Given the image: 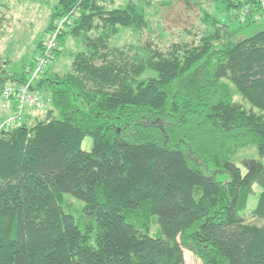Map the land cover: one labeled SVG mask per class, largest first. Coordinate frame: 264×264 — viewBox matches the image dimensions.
<instances>
[{
	"label": "trees",
	"instance_id": "obj_1",
	"mask_svg": "<svg viewBox=\"0 0 264 264\" xmlns=\"http://www.w3.org/2000/svg\"><path fill=\"white\" fill-rule=\"evenodd\" d=\"M200 1L54 2L46 30L71 19L50 62L67 35L75 48L35 81L49 91L44 112L0 128V264H184L183 248L203 264H264V222L239 214L258 183L251 213L264 218V165L246 156L242 172L228 158L247 143L264 154V28L242 31L264 7L218 0L221 21ZM178 4L208 28L162 45L148 9ZM122 29L137 39L116 43ZM35 58L4 78L25 80ZM65 192L83 201L82 226Z\"/></svg>",
	"mask_w": 264,
	"mask_h": 264
},
{
	"label": "rangeland",
	"instance_id": "obj_2",
	"mask_svg": "<svg viewBox=\"0 0 264 264\" xmlns=\"http://www.w3.org/2000/svg\"><path fill=\"white\" fill-rule=\"evenodd\" d=\"M56 0H2L0 4V86L6 80V73L27 71L30 61L38 54V44L42 42L46 34V26L49 21L52 5ZM119 2L122 0H118ZM201 5L211 15L221 18V21H227L228 15L224 9L222 2L218 0H201ZM188 10L184 6L175 5L168 12L162 8L156 9L150 7L148 9V17L150 20L151 32L150 37L157 40L160 44H167L173 40H196L202 31L208 27L200 17L199 8ZM264 28V20L247 25L243 32H250L256 29ZM148 36L144 31L140 35V41ZM160 38V39H159ZM137 39V35L133 32L122 29L120 34L115 37L116 43L132 42ZM138 41V40H137ZM75 48V42L70 36H66L62 45V52L58 57L52 58L50 62L51 68L59 71L62 70L70 61V52ZM42 75V73H41ZM46 81L42 82L39 91L42 95L48 96L49 91ZM235 95V98H238ZM8 103L9 99L0 93V120L7 114L8 106L3 107L2 102ZM44 107H32L29 111L32 115L43 113ZM26 118H24L25 120ZM27 120V119H26ZM22 122V121H21ZM20 122V123H21ZM91 147V137L85 135L81 142V148L89 150ZM252 157L258 159L264 165V154H260L254 143H247L239 147L237 151L230 157L231 161L237 164L241 171H245L242 162L243 157ZM215 176L218 179L226 180L228 175L226 172H217ZM261 185L253 183L252 191L249 193L246 206L240 211L242 218L250 223L261 224L264 222L263 217L254 216L251 213L255 206ZM83 201L64 193V201L62 207L65 211L71 212L79 225L82 226L88 220V216L82 210ZM158 223L154 221L151 224L149 233L156 235ZM184 264H203L201 259L190 249L183 248Z\"/></svg>",
	"mask_w": 264,
	"mask_h": 264
},
{
	"label": "built area",
	"instance_id": "obj_3",
	"mask_svg": "<svg viewBox=\"0 0 264 264\" xmlns=\"http://www.w3.org/2000/svg\"><path fill=\"white\" fill-rule=\"evenodd\" d=\"M263 8L264 1L260 2ZM251 8L249 3L242 6L239 11L240 17H244L245 12ZM253 9V8H251ZM256 18L264 17V12L252 11ZM70 16H62L58 18L54 25L47 30L42 39V45L39 53L36 55L33 66L30 68L29 75L25 80L8 79L0 86V93L9 99L11 108L9 112L0 120V128L9 127V125L18 123L23 119L26 109L32 107H45L49 98L42 95L35 87V81L42 71L47 67L53 55V51L57 46V35L61 32L65 23H70ZM3 107L7 106V102L1 103Z\"/></svg>",
	"mask_w": 264,
	"mask_h": 264
},
{
	"label": "crops",
	"instance_id": "obj_4",
	"mask_svg": "<svg viewBox=\"0 0 264 264\" xmlns=\"http://www.w3.org/2000/svg\"><path fill=\"white\" fill-rule=\"evenodd\" d=\"M38 53H39V51H38ZM7 106H8V110H7V113L9 112V110H10V108H11V103L8 101V103H7ZM31 110V109H30ZM3 118V117H2Z\"/></svg>",
	"mask_w": 264,
	"mask_h": 264
}]
</instances>
